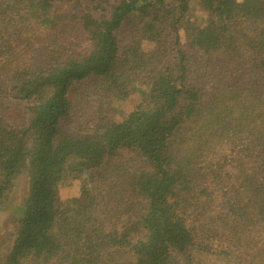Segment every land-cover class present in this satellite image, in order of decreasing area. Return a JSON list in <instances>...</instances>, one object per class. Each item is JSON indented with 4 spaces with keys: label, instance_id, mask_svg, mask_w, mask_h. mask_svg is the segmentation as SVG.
Segmentation results:
<instances>
[{
    "label": "trees",
    "instance_id": "trees-1",
    "mask_svg": "<svg viewBox=\"0 0 264 264\" xmlns=\"http://www.w3.org/2000/svg\"><path fill=\"white\" fill-rule=\"evenodd\" d=\"M141 71L151 110L104 121ZM19 201L0 264H264V2L0 0V219Z\"/></svg>",
    "mask_w": 264,
    "mask_h": 264
},
{
    "label": "rangeland",
    "instance_id": "rangeland-1",
    "mask_svg": "<svg viewBox=\"0 0 264 264\" xmlns=\"http://www.w3.org/2000/svg\"><path fill=\"white\" fill-rule=\"evenodd\" d=\"M196 2H198V1H195V3ZM225 2L227 5L232 6L233 4H235L237 2H242V3L245 2L248 4H257L260 2H264V0H225ZM123 3H126V2H123ZM71 5L75 6L74 4H71ZM68 6H70V5L63 6L62 7L63 10L70 8ZM82 9H84V7H82ZM73 14L79 16L81 14V10L75 9V10H73ZM128 15L129 16H128V20L126 23L128 24V22H130V24H131V22L135 21V17L137 18V12H131ZM82 38H83V35H81V37L75 39L73 42L69 43V47L72 48L74 55L85 58L89 61H99V60L104 58L103 54H99L100 52H98L95 49H92L88 45V43H86L85 40ZM184 46H187V43L186 44L183 43L182 47H180V46L178 47V46L172 44V46L167 47V49L164 48L162 50H167L166 51L167 52L166 55L168 56L167 59H169L170 57L178 58L179 50L183 49ZM149 77H150V75L144 71L135 73L133 76L134 84L131 87V93L132 94L129 96V98L125 99L121 104L115 105L113 109L109 110L108 111L109 114L107 115V119H104V121H108L109 119H113L112 121H115L116 117L117 118L120 116L123 118L132 117L138 113H146V112L150 111L151 110L150 106L149 107L144 106L145 102H146V100L144 99V94L148 93L150 90V87H148V84H147ZM17 203L18 204L13 206V210L16 213V215H13L10 218H8V221H6L5 219H0V253L6 244V234L3 230L5 229V227L7 226L8 223H15L19 219L18 216H20V213L22 212V207H21L20 201ZM263 241H264V232L256 237L254 244L258 248Z\"/></svg>",
    "mask_w": 264,
    "mask_h": 264
}]
</instances>
